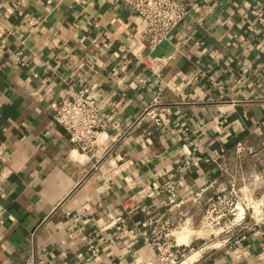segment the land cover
Listing matches in <instances>:
<instances>
[{
	"label": "crops",
	"instance_id": "1",
	"mask_svg": "<svg viewBox=\"0 0 264 264\" xmlns=\"http://www.w3.org/2000/svg\"><path fill=\"white\" fill-rule=\"evenodd\" d=\"M128 1L0 0V264H157L149 220L203 246L188 264H264V227L201 221L264 162V0H179L154 50ZM70 92L106 119L90 152L53 119Z\"/></svg>",
	"mask_w": 264,
	"mask_h": 264
},
{
	"label": "built area",
	"instance_id": "2",
	"mask_svg": "<svg viewBox=\"0 0 264 264\" xmlns=\"http://www.w3.org/2000/svg\"><path fill=\"white\" fill-rule=\"evenodd\" d=\"M128 4L142 20V37L149 50L157 48L188 13L187 5L179 0H129ZM29 24L35 21L30 19ZM53 119L83 152L93 150L107 125L97 102L81 93L62 96L53 107ZM8 159L7 152L0 148V160L5 163ZM261 165L247 182L231 181L206 200L202 225L212 229L214 237L224 235V246L244 231L264 227V162ZM154 222H144L140 229L130 232L143 239L157 264H188L191 251L201 254L203 246L194 249L177 244V228L170 222L165 220L153 227Z\"/></svg>",
	"mask_w": 264,
	"mask_h": 264
},
{
	"label": "bare ground",
	"instance_id": "3",
	"mask_svg": "<svg viewBox=\"0 0 264 264\" xmlns=\"http://www.w3.org/2000/svg\"><path fill=\"white\" fill-rule=\"evenodd\" d=\"M189 232L187 228H184L183 231H181L178 235H179V238L181 239L180 241H185L186 237L189 235Z\"/></svg>",
	"mask_w": 264,
	"mask_h": 264
},
{
	"label": "rangeland",
	"instance_id": "4",
	"mask_svg": "<svg viewBox=\"0 0 264 264\" xmlns=\"http://www.w3.org/2000/svg\"><path fill=\"white\" fill-rule=\"evenodd\" d=\"M183 230H184V229H183ZM183 230H182V231H183ZM178 234H179V233H178ZM178 238H179V235H178ZM179 239H180V238H179Z\"/></svg>",
	"mask_w": 264,
	"mask_h": 264
}]
</instances>
